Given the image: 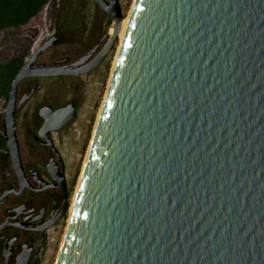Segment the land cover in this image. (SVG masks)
<instances>
[{
	"label": "water",
	"instance_id": "1",
	"mask_svg": "<svg viewBox=\"0 0 264 264\" xmlns=\"http://www.w3.org/2000/svg\"><path fill=\"white\" fill-rule=\"evenodd\" d=\"M81 173L55 264H264V0H134Z\"/></svg>",
	"mask_w": 264,
	"mask_h": 264
},
{
	"label": "flooded vegetation",
	"instance_id": "2",
	"mask_svg": "<svg viewBox=\"0 0 264 264\" xmlns=\"http://www.w3.org/2000/svg\"><path fill=\"white\" fill-rule=\"evenodd\" d=\"M82 1L48 0L19 27L0 30L4 36L14 37L19 45L9 59H23L20 70L40 49L32 64L34 68L85 69L101 56L98 65L85 73L30 75L21 80L14 115L19 142L16 161L7 142L6 108L11 89L8 97L0 98L4 103L0 111V264H47L70 213L78 167L71 171L75 160L71 158L70 146L76 145L78 138L70 136L66 141L64 133L79 130L83 150L94 108L84 109L89 98L83 91L84 80L101 71L118 42V37H111L113 16L95 0L92 2L98 10L94 11L80 6ZM105 48L108 51L103 55ZM71 105V118L69 111L47 123L52 110ZM59 125L60 128L51 129Z\"/></svg>",
	"mask_w": 264,
	"mask_h": 264
},
{
	"label": "rangeland",
	"instance_id": "3",
	"mask_svg": "<svg viewBox=\"0 0 264 264\" xmlns=\"http://www.w3.org/2000/svg\"><path fill=\"white\" fill-rule=\"evenodd\" d=\"M120 4H121V8H122V13L124 15V17H128V14L132 8V5L134 3V0H119ZM83 6L86 10L88 11H94L95 9L98 10V8L96 7V4L94 3V1L92 2V0H83L81 5ZM46 11V10H45ZM120 38L118 37V42L116 45L115 50L112 52L111 57L109 59V61L107 63H105L102 67H101V71H96L93 72L90 76L85 78V88H84V93L85 95L89 96V98L85 101L84 104V109H89L90 107L94 106L93 109H91V115H93L91 122L89 123V128L87 129V131L85 132V143H84V147L83 150H81V143L79 142V130H70V132L68 133H64L65 134V140L67 141L69 139L70 136L78 138L76 139V145H72L70 146V152H71V158L73 160H75V162H72V168L71 171H75L76 170V166L77 167V173L74 179V183H73V190H72V195H71V202H70V206H72V204L74 203L75 200V196L77 193V187L79 184V180L81 177V172L82 169L84 167L85 164V160L87 157V153H88V149H89V145L92 139V135L94 132V128L97 122V118L99 116L100 113V109L102 107V103L108 88V84L110 82V77L112 74V70H113V66H114V62H115V58L117 56L118 53V49H119V45H120ZM21 43V42H20ZM19 45H17L16 40L14 39V37H9V36H4L2 32H0V62H4L7 59L11 58L15 52L17 51ZM77 83L82 84V81H78ZM84 84V82H83ZM70 96V94H69ZM4 109V103L2 100H0V111ZM86 130V128L84 129ZM71 139V138H70ZM78 140V141H77ZM72 143V142H71ZM77 163V165H76ZM71 209V208H70ZM70 214H68L63 226L61 227V229L59 230V233L57 235L56 241H55V247H54V251L52 254V257L48 260L47 264H55L58 254L60 252L63 240H64V236L68 227V221L70 219Z\"/></svg>",
	"mask_w": 264,
	"mask_h": 264
},
{
	"label": "trees",
	"instance_id": "4",
	"mask_svg": "<svg viewBox=\"0 0 264 264\" xmlns=\"http://www.w3.org/2000/svg\"><path fill=\"white\" fill-rule=\"evenodd\" d=\"M48 0H0V30L17 28L36 13ZM23 59L0 62V98L8 97ZM1 138V135H0Z\"/></svg>",
	"mask_w": 264,
	"mask_h": 264
},
{
	"label": "bare ground",
	"instance_id": "5",
	"mask_svg": "<svg viewBox=\"0 0 264 264\" xmlns=\"http://www.w3.org/2000/svg\"><path fill=\"white\" fill-rule=\"evenodd\" d=\"M127 20H128V17H125V19H124V21H123V25H122V28H121V32H120V34H119V37H121L122 38V36H123V33H124V30H125V27H126V24H127ZM115 32V29H114V26H113V28H112V31H111V34H113ZM116 58H117V56H116ZM116 58H115V62H116ZM115 62H114V65H115ZM114 67V66H113ZM112 75V74H111ZM100 111H101V109H100ZM100 114V113H99ZM88 154V153H87ZM87 158V157H86ZM85 162H86V160H85ZM85 165V164H84ZM81 178V177H80ZM79 182H80V180H79ZM79 185V184H78ZM77 190H78V187H77ZM75 198H76V196H75ZM75 201V200H74ZM74 204V203H73ZM73 204H72V206H71V209H70V213L72 212V209H73ZM63 244V243H62Z\"/></svg>",
	"mask_w": 264,
	"mask_h": 264
}]
</instances>
